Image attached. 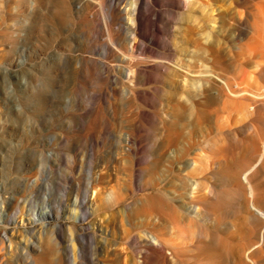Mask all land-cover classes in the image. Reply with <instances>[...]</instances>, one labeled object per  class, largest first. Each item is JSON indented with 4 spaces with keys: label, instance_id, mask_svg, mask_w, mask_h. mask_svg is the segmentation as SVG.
I'll list each match as a JSON object with an SVG mask.
<instances>
[{
    "label": "rangeland",
    "instance_id": "374dc122",
    "mask_svg": "<svg viewBox=\"0 0 264 264\" xmlns=\"http://www.w3.org/2000/svg\"><path fill=\"white\" fill-rule=\"evenodd\" d=\"M70 1V7L66 4L65 8L59 0H0V264H141L120 234L127 228L129 231L127 222L134 218V211L137 216L142 208L141 199L146 192L142 190L144 173L141 169L147 166L158 131L165 135V128L173 121H178L181 132L189 133L194 128L197 122L194 106L198 100L187 93L181 95L183 99L180 102L185 104V111L179 114L180 120H176L174 116L177 114L171 112L178 103L169 101L170 89L168 81H165L167 76L163 73H159L164 78L161 83L139 88L143 92L146 89L147 93L140 91L139 94H130L128 84L118 80L124 70V66H120L123 65L122 62L108 54V49H116L119 44L116 33L107 29L105 19L106 13L107 18L111 13L113 0H85L86 4L89 1L87 5L80 4L84 0ZM117 1L125 7L135 0ZM160 1L162 0L157 2ZM190 2L183 6L175 4L157 8L161 13V23H157L159 26L177 27V32H173L171 36L167 33L159 36L170 37L174 44L176 41V44H180L184 41L182 39H188L190 35L192 38H199L202 44L198 48L193 47L195 52L204 48L210 37L211 40L216 37L226 54L221 59L223 61L217 64L219 71L224 69L222 74L225 72L224 75L235 78L238 82L247 77L257 88L262 87L264 77L258 76L260 71L257 69L260 67L256 66L262 61L257 60V48L253 45H257L260 34H264V22H257L253 28L254 21L249 14H256L255 8L264 5V0ZM66 13L64 19L60 17V14L65 16ZM235 18L243 25L240 26L242 39L228 44L218 32L224 27L230 34L238 36L240 32L234 26L237 20ZM85 19L90 21L86 23ZM229 32L225 37L229 36ZM252 33L260 37L256 36V39ZM251 41L254 42L252 45ZM251 47L256 48V51ZM248 48H251L250 51ZM158 52L167 51L161 49ZM168 54L162 55L171 59L184 57L181 53ZM177 54L180 56L177 57ZM195 58L198 59L197 56ZM171 62L173 61L169 60L166 65H174ZM91 66L92 69L87 70ZM253 69L257 74L250 72ZM227 100V97H223L216 103L198 107H203L206 114L214 116L215 124L220 127V135L221 129L224 130L228 121L237 114L230 111V115L227 106L224 109ZM257 125H250L254 129L249 127L239 132L241 139L248 132L259 130L261 127L255 128ZM92 127L95 129L93 134L85 137L83 133ZM211 145L208 142L200 147L202 151L196 156L199 157L200 169L195 173L190 169L184 175L199 183L197 195L200 198L203 196L198 204L201 208L212 203L211 190L219 193L236 188L240 194L234 193L237 197L234 208L232 206L230 211L228 209L220 213L222 217L217 225L212 220L185 222V213L181 209L182 200L175 199L173 195L188 193V186L185 189V185L182 186L179 180L184 176L169 180L168 182L178 181L175 182L173 191L154 192V199L170 205L165 209L166 213L177 219L178 223L179 220L183 223L178 224L182 231L175 224L176 228L172 225L174 228L171 227V232L156 231L160 236L170 232L165 238L169 241L168 245L172 246H168L166 251L174 259L172 258L171 263H157L150 259L148 264H174L176 257L170 248L174 245L182 247L187 242L183 230L193 231L200 227L203 230L209 229L217 241L219 238L222 240V244L218 246L219 243L215 241L208 245L196 239L198 247H205L206 251L197 258L194 257L196 252H188L187 255L181 251L185 255L181 253L177 258H181L183 264H208L217 253L216 250L220 256L218 264H237L245 257L248 261L249 246L244 245L246 240H243L246 217H240L242 212L238 201L242 199V194L236 183L240 162L246 161L240 152L243 148L238 147L237 153L240 154H237V159L226 162L228 164L224 162V165L212 166L215 155ZM134 153H139L138 159ZM223 176L231 180L227 181ZM114 192L128 198V201L112 209L108 196L111 198V193L115 194ZM82 195L86 196L89 208L87 213L75 204ZM134 200L135 204L131 202ZM62 203L58 212L54 210L57 218H42L49 210L47 205ZM104 203L105 207L102 208L101 204ZM241 229H245L244 232ZM81 242L87 244L90 263L79 258Z\"/></svg>",
    "mask_w": 264,
    "mask_h": 264
},
{
    "label": "bare ground",
    "instance_id": "6f19581e",
    "mask_svg": "<svg viewBox=\"0 0 264 264\" xmlns=\"http://www.w3.org/2000/svg\"><path fill=\"white\" fill-rule=\"evenodd\" d=\"M59 1L62 4H64V6L68 4L69 2H72L70 0H59ZM157 1L159 0H135L132 4L126 5L125 7H122V4L118 2L117 0H113L111 2V8H110L111 13H109L110 15L108 16V18L106 17L107 15L106 13L105 19H107V23H108L107 29L110 28L112 31L116 33V37L118 38L119 44L116 49H113V50L108 49V54H110L111 57H113V59L116 58L118 59V61L122 62L123 65H120V66H124V70L123 72L120 73L119 77L121 79L118 78V80L119 82L122 81L128 84L129 86L128 91L130 94H133V95L139 94V92L142 91L141 90L142 88L139 89L140 87H145V86L149 87V85L152 86L154 84L157 85L158 83H161L164 78L159 73L165 74L167 76V79L165 81H168L167 86L170 89V91L168 92V94L170 93L169 101L174 104L176 102L178 103V105H174L173 109L171 108L173 110L171 113L177 114L174 117L176 120H180L179 114H182L185 111V104H181L180 102L181 99H183L181 95H184L185 93H187L191 97H194L195 100H198V103L197 104L195 103L197 106L196 105L194 106L196 110V114H197V122L194 128L189 131V133L188 131L187 133L181 132L179 129V125L177 124L178 121L177 122L173 121L171 124L167 126V128H165L166 134L164 135L163 133L164 136L161 134L160 131H158L157 136L155 135L156 136L154 137L155 147L153 148L151 147L152 148L151 154L150 156L148 155L149 158L145 155L146 158H148L147 163H146L147 166L141 169V171H143L144 173V177H142V180H143L142 190L146 192L144 194L145 195L143 198L144 200L141 199L142 208L137 216L135 214L137 212L136 211L133 212L134 218H131L127 222V227H129L130 229L129 231H127L128 228L126 227L127 228L126 231L120 233L122 234L121 239L125 240L126 243L129 244L133 252L140 259L141 264H148V262H150L149 261L150 259L154 260V262L156 261L157 263H160L163 261L168 262V263L173 262L174 258L173 257L170 258L169 254L166 251V248L172 245H168L169 241L165 237L168 236V234L171 232L170 230H171L172 225L175 224L178 226V224L180 223V220L178 223L177 219L169 216L167 214L168 212L166 213L165 209L168 208L167 206H170V205H166V203L163 204V202L160 200L156 201L154 199L153 193L160 192L163 190L165 192H170V190L173 191V188L176 185L175 182L177 180L171 181V182H168V181L174 178L177 179L181 176H184L183 179L181 177L179 178V180L182 182L183 184L182 186L185 185L184 186L185 189L188 186V193L185 192L183 194L173 195L175 196V199L181 198L182 200L181 209L183 213H185L183 221L185 222L191 221V220L197 221V219H201V220H209V221L212 220V222L214 221L216 225L219 224L220 218L222 217L220 216V213H224L228 209L230 211V208L232 206L234 208L236 204L234 203L236 201L235 199L237 198L234 195V193L238 194V191L235 190L236 188L234 190L231 189V191L228 189L227 190L225 189L223 190V192H219V193L211 190L210 200L212 201V203H210V205H207L201 208L198 204H199V201L203 198V196L202 198H200L197 195L199 183L191 177H185L184 174L190 169L193 170L194 173L200 169L201 166L199 165V162L197 159L199 157H196V156L199 155L198 152L202 151V148L200 149V147H202L201 145L203 144H206L208 142L212 143L210 148L212 149L213 154L215 155V158H214V161L211 162V165L214 164V166L216 164L220 165L224 162L225 163L230 162V160L232 159L234 160V158L237 159L236 157H237V154L239 153V152L237 153V150H238V147H241L243 148V150L240 151L241 155L244 157L243 159L246 161L243 163V160L239 159V160H242V162H240L239 171L236 173V176H237L236 183L238 184L240 188L239 192H241L242 194V199L240 200V202L238 201V205L240 207V211L242 212V214L241 216L239 215L240 213L238 215L241 218L244 216L246 217V230L244 229L245 232L243 229L241 230H243L244 232L243 240H246V243L244 245L249 246V250L247 254L248 261L245 260L246 259L245 257V259L242 258L243 259L242 262L240 263L237 262V264L238 263L239 264H264V85H262L263 88L262 87L257 88L256 84L255 85L254 83L252 84L247 79V77L242 82H238L235 78L234 80L224 75L225 73L224 71H223L224 73L222 74L221 71L224 69L219 71V68H217V64L219 61H221L222 58H224L225 52H223L224 50L222 49V46H220V43L218 42V40H216V37H214L215 40L214 39L211 40L210 39L211 37L209 39L207 38L208 39L207 44H204L205 45L204 48L201 47L202 49H200L199 52L197 51L195 52L193 47L198 48L202 43L200 44L199 38H194V37L192 38L190 37L191 35L190 36L187 35L189 38L188 39L185 38L186 40L182 39L184 41L180 42V44H176L177 41L175 42V44L174 42L172 43L173 40L170 37L161 38L159 35L164 34V33H167L168 35H170L177 30V27H175V25L167 26V27L159 26L157 23L159 22L161 13L158 11L157 8L173 6L175 4H179L183 6L184 4L188 5L191 2L190 0H162L160 2H157ZM84 2L85 0L83 1V3H80V4H86ZM88 2L87 4H89ZM129 6L130 8H128ZM258 6L255 8L257 9L256 14L254 15L249 14V16L252 17L254 21L253 22L254 24H252L253 28L256 27L257 22L259 21L264 22V5L259 6V8ZM68 7H70V5ZM67 10H70V9L67 8ZM67 10H65V12ZM68 13H70V11ZM63 15L60 14V17L61 18L66 17L67 13L65 14V16ZM237 15L236 17L239 19L240 12ZM238 19L235 20L236 23H234L235 24L234 26L236 27L237 32L238 31L240 32L239 35H238L239 32L237 33L238 36L230 34L229 31L224 29V27L222 28L223 30L221 29L222 31L218 32V34L222 36L221 39L222 38L226 39L228 44L235 43L236 40L242 39L243 34H242V31L240 30V26L242 25V22H240ZM84 21L88 23L90 20L87 22V19H85ZM162 22L164 23V21ZM232 26L233 25H231V27ZM247 27H249V25L246 26V28ZM231 30L233 31V29ZM227 32H229L228 34L229 36L225 37V34ZM260 33L261 32H259V34ZM252 34L254 35V33ZM257 35H254L255 38ZM260 36H257V38L260 37V39H258L259 43L257 45H253L254 47L257 48V51L255 50L256 48L255 49L252 48L253 46L251 48L256 51L257 60L262 61L261 63H258L260 66L254 63V65L256 64L257 67H260L257 69L260 71L258 72L259 73L258 76L264 77V34L262 33V35L260 34ZM258 40L256 42H258ZM219 41L221 40L219 39ZM253 43L254 42L251 41V45ZM251 48H248L249 51ZM161 49L162 51L164 50L167 52L159 53L158 50H161ZM168 52H172L174 54L181 53L184 57H179L177 59H171L168 57H164L162 55L164 53L168 54ZM250 53H252V51ZM168 55H171V54H168ZM178 56L180 55L177 54V57ZM195 56H197L198 59L195 58ZM253 56H255L254 53H253ZM258 56L262 60L260 58L258 59ZM23 59L25 60L27 58L23 57ZM169 60L173 61L171 63H174V65L170 64L171 66L169 65L167 66L166 64ZM94 64H95V61H94ZM94 64H93V68H94ZM83 69L86 70L84 66H83ZM88 69L91 70L92 66L91 68L87 67V70ZM251 71L254 72V69L250 70V72ZM83 74L85 75V73ZM230 74H231V71H230ZM255 78H256L255 80H257V77ZM258 86H260V84ZM144 92L147 93V90L145 89ZM223 97L228 98L226 105H224V109H225V106H227V109L229 110V112L235 111L237 114L234 112L236 114L235 117H232V119L229 121L227 120L228 121L227 126L224 130L221 129L222 132L220 135L219 130H218L220 129V127L218 128L217 126L218 124L217 125L215 124L216 122H214L215 120L214 116L212 114L210 115V113L206 114L207 112L206 113L204 112L203 107H202L203 110L198 107L205 106L211 102L216 103V101H219ZM203 112L205 114H203ZM231 112H230V115L232 114ZM252 122L259 124V126L255 123L251 124ZM250 125H257V127L255 128H258V129L260 127L261 128L259 130L257 129L252 130L250 131L251 133L248 132V135H246L245 138L241 139L239 132H242L245 129H249V127H252ZM94 130L95 129H93L92 127L88 130V132H84L83 134L86 137L88 136V134H91V133L93 134ZM141 148H143V146ZM139 153H134V156L136 159H138V156H140ZM203 154L204 153H202V155ZM202 160H201V163H202ZM251 162H254L255 165L254 163L251 164ZM223 177L227 181L231 180L229 179V177H226V176H223ZM237 184H236V187H237ZM230 192H232V194ZM230 194L232 196H229ZM85 199H86V196L82 195V198L80 199V201L79 200L76 201L75 204L78 207L82 208L85 213H87L89 208H88V205ZM109 199H111L110 205L112 209L128 201V198H125L124 196H121L118 194L116 195V193L115 194L111 193V198L109 195L108 201ZM134 201H131V202L135 204L136 201L135 202ZM204 203H206V201ZM105 204L106 203L101 204L102 208L105 207L104 206ZM53 205L52 206L47 205L49 210L45 212L43 216L41 215L43 219L57 218V216H55L54 214V210L55 209L56 211L60 210L61 209L60 207H62L63 203L59 205L58 204H55L54 206ZM237 211L240 212L239 209ZM243 213L245 215H243ZM234 216H236V214H234ZM0 223H1V220H0ZM180 224L182 225L183 223H180ZM123 229L125 228L123 227ZM177 229H179V231L180 230L182 231V229H180L179 226ZM159 230L160 231L168 230L170 232H165L163 235L160 236L156 233V231L159 232ZM138 232H140L142 236H139ZM183 232L187 236L186 237L187 242L185 244L183 243L184 246L177 247L176 245H174L173 248H170L174 251L173 253L174 257H176L174 264H183L184 261L180 260L181 258L179 257H178L179 259L177 258V256L181 255V253L183 255H185L184 253H187L188 255V252H196L197 254L194 255V257L196 258L199 256V254L203 253V251L206 248L205 247H203L202 249L199 248L197 245L196 239L208 245L217 241L214 236V233H211L209 229L203 230L200 227V229L198 230H193V231L183 230ZM217 242L219 243L218 246L219 245L221 246L222 240L220 238L218 239ZM240 244L242 245V242ZM218 246L216 245V247ZM243 247L244 246L242 245L241 246L242 250L244 249ZM67 251L68 249L65 252ZM181 251H183L184 253ZM216 252H215L216 254L213 252L215 255L212 256L213 259L210 257V259L212 260L210 263L208 262V264H215V263L218 264L219 263L220 256L217 250ZM202 257H205V256H202ZM79 258L80 260H84V262L85 261H87L88 263L91 262V259H89L87 256V244H85L84 242L80 243ZM73 264H79V263H73Z\"/></svg>",
    "mask_w": 264,
    "mask_h": 264
}]
</instances>
